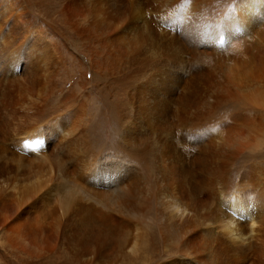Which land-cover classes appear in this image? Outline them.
Returning <instances> with one entry per match:
<instances>
[{
    "label": "bare ground",
    "instance_id": "6f19581e",
    "mask_svg": "<svg viewBox=\"0 0 264 264\" xmlns=\"http://www.w3.org/2000/svg\"><path fill=\"white\" fill-rule=\"evenodd\" d=\"M48 2L0 0V240L29 257L60 248L95 264L138 249L139 239L121 238L123 214H132L203 261L212 250L215 264H244L240 250L228 261L207 234L248 246L264 237L259 170L247 167L234 182L229 171L264 139V0H232L210 20L198 16L201 0H51L53 18L42 13ZM158 27L170 37L158 40ZM254 36L263 40L253 45ZM145 45L157 56H145ZM90 74L111 94L109 119L122 116L112 93L129 84L132 120L107 160L91 144ZM52 99L58 111L47 115ZM226 101L235 108L221 115ZM194 125L199 150L168 167L160 134L179 137ZM148 138L147 169L136 161ZM217 179L228 191L225 210L212 200ZM173 188L189 200L167 199ZM201 216L215 225L202 231ZM123 244L131 249L122 253Z\"/></svg>",
    "mask_w": 264,
    "mask_h": 264
},
{
    "label": "rangeland",
    "instance_id": "374dc122",
    "mask_svg": "<svg viewBox=\"0 0 264 264\" xmlns=\"http://www.w3.org/2000/svg\"><path fill=\"white\" fill-rule=\"evenodd\" d=\"M232 0H201V9L204 11H199L198 16L202 20H210L216 18L217 10L215 7L222 6L223 4L230 3ZM208 4H211L209 8ZM213 8V9H212ZM56 6L51 0L47 4L42 6V13L51 14L53 18L55 16ZM161 19L158 17L155 22ZM160 22L157 21L156 24L158 25ZM237 27V26H236ZM244 27H237V30L244 31ZM159 32H157V39L163 40L165 38L170 37L166 32L165 29H160L158 27ZM161 31V32H160ZM165 34V35H164ZM203 34V33H201ZM200 34V35H201ZM195 36V40L198 41V37ZM259 35V34H257ZM248 36V35H245ZM261 38V39H260ZM258 39V40H257ZM256 44V41L259 42L263 40L260 36H254L251 38ZM143 52L145 56H157L155 51L152 49V46L145 45L143 48ZM262 53H264V44L262 46ZM86 81L88 82V86L86 88L87 93L84 96V99L87 104V111L90 117V126H91V144L92 149L95 152H98L101 155L102 159L107 160V158H115L116 157V146L124 141L123 133L127 125L131 122L133 113L131 111L130 100L128 99L127 90L129 88L128 85H121L115 92H113V100L119 102L120 108L122 109L121 113L122 116L118 117L117 115L113 118H108V113L105 109V103L107 100H110L111 94H109L106 86L101 87L99 82L96 78L90 74L88 75ZM124 86V87H123ZM109 95V96H108ZM231 104V105H230ZM122 106V107H121ZM233 106V107H232ZM55 107V108H54ZM49 113L47 115H54L58 111L57 109V102L55 99H52L48 104ZM219 114L225 115L226 112L234 110L235 106L231 102H224L223 105L220 107ZM124 110V111H123ZM226 110V111H225ZM107 114L104 116L103 114ZM55 112V113H54ZM225 112V113H224ZM224 113V114H223ZM244 113H248L245 111ZM46 115V114H45ZM225 120V119H224ZM228 121V119H226ZM230 121V120H229ZM199 132H197L196 131ZM204 129V128H203ZM200 125L195 126L194 128L188 132L187 130H181L179 133V137L176 136L173 132L163 131L160 136L163 141L168 144V147L165 149L166 154V163L168 167H172L173 159L175 156L183 155L185 159H188L192 154H195L199 148L201 143L199 141V134L202 133ZM205 130V129H204ZM153 134L151 137H154ZM149 138L147 140V149L144 152V158L142 161H136L137 164L143 163L145 168H152L153 166V151L150 146ZM159 149L162 151L163 148L158 144ZM127 148H130V145H127ZM149 151V152H148ZM150 153V154H149ZM238 155V156H237ZM233 159H231V164H229V171H230V178L231 180L236 181L237 178L240 177L245 168L253 166L257 168L258 174L261 182L259 187L264 185V139L262 144L256 150H247L242 153L237 154ZM98 164H102L99 160L97 161ZM133 163V162H130ZM239 176V177H238ZM217 179L215 184V197L212 196V200L217 202H221V207L223 210L227 208L225 201L227 202L229 195L227 194L228 191L223 189V184L220 183V180ZM263 181V182H262ZM221 184V185H220ZM218 188V189H217ZM214 189V188H213ZM173 196H168L167 199L173 200L174 197L180 198V200H189L188 195H184L175 188ZM220 191V192H219ZM231 191V190H230ZM132 203H135L136 206H140V200L135 196L132 199ZM153 212V208L151 210ZM168 212V210H167ZM207 212L205 207H201L199 209L200 215H204ZM125 218L128 220L129 226L125 230L123 237L121 236L122 240H125V244L129 243L130 245L133 243L134 240L139 239L140 245L136 251H134L131 255L127 257H122L120 255L114 259H108L102 257L98 262L96 261L95 264H209V260L212 261L214 252L208 250L207 253V260L203 261L204 259L198 257L196 253V257L191 250H182L179 248L175 243L171 241H166L162 238L160 233L157 230L155 224L148 225L144 219H141L138 216L132 214H123ZM199 215V216H200ZM201 230L211 227L213 224V219L210 221L206 220L204 216H201ZM217 231V230H216ZM216 231L211 234H207L208 230H205L204 233L207 234L208 237L214 238L217 241H220V249L225 257L226 260L229 261V257H231L234 252L240 250L243 256V263L244 264H264V237L259 238L253 243L252 245H247V243L239 244L236 242H232L229 239L224 237H217L215 235ZM4 245H3V244ZM124 245V244H123ZM122 245V247H123ZM125 247V245H124ZM123 247V248H124ZM120 248L122 253L127 250H130V247H125L124 249ZM261 249V251H260ZM61 250V251H60ZM125 250V251H124ZM189 253H188V252ZM60 252V253H59ZM245 253L246 255H243ZM249 256H253L251 259ZM32 257V258H31ZM40 257V258H39ZM28 256L26 253L17 252L10 246L6 245V242H3L2 239L0 240V264H94L93 262L85 263V258L83 262H79L76 260H69L66 258V254L62 249L57 248L50 252L46 251L40 256ZM50 258V259H49ZM118 258V259H117ZM123 258V259H122ZM34 259V260H33ZM38 259H41L40 261ZM203 259V260H202ZM46 260V262L44 261ZM105 260V261H104ZM110 260V261H107ZM43 261V262H42ZM100 261V262H99ZM104 261V262H103ZM114 261V262H111ZM213 264L215 262L212 261ZM223 264V263H220Z\"/></svg>",
    "mask_w": 264,
    "mask_h": 264
}]
</instances>
